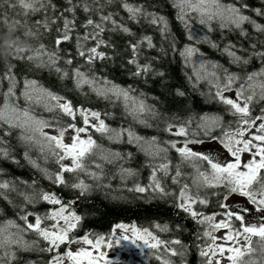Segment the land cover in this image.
Segmentation results:
<instances>
[{"label":"snow or ice","instance_id":"snow-or-ice-1","mask_svg":"<svg viewBox=\"0 0 264 264\" xmlns=\"http://www.w3.org/2000/svg\"><path fill=\"white\" fill-rule=\"evenodd\" d=\"M67 2L72 7L65 9V11L74 13L76 5H73V0H67ZM95 2L100 8L99 19L96 20L91 17L86 19L82 25L85 32L82 36L77 37L76 43L78 55L90 66L94 65L97 60L111 59L105 51L101 50V48L113 47L111 43L103 39L105 31H120L129 36L133 35L127 25L114 18L113 13H103V5L100 4V0H95ZM107 2L111 3L112 0H107ZM4 5L12 10L19 8L18 14L25 18L42 10L47 11L48 8L55 11L52 0H0V7ZM121 6L128 13L129 20L138 23L143 18L147 23L158 26L162 34L168 32V23L165 17L147 11L142 5H131L127 0H121ZM174 6L179 9L177 19L185 23L186 27L189 15L195 13L200 17L199 23L202 25L218 20L221 28L239 29L241 35H247L243 29L245 24H252L256 31L264 32V25L257 24L250 16L244 14L243 10L248 7L246 3L237 6L235 4L223 5L221 0H176ZM83 10L85 13H89L92 8L85 2ZM253 11L257 16H264V9L256 8ZM61 18L63 19V26L55 28L58 35L55 38L53 49L50 50L43 43L33 47L27 42H21L20 36L17 35V39L9 48L11 58L33 62L37 67H53L57 73H62L63 77H67L69 73L58 67L57 63L61 59L59 55L60 46L72 39V32L76 28L75 19H69L62 15L52 19L45 16L43 20H36L32 26H29L27 19L23 22L19 20V22L24 29L23 36L35 38L40 34L41 29L44 32H51L52 26L56 25ZM8 21L7 14H3L0 22L7 24ZM15 22L16 20H13V23ZM108 25H111L110 29ZM209 30L211 31V27ZM187 39L190 43L184 45L179 54L184 58L186 64L195 65L194 57L200 54L197 45L207 42V39L201 40L191 30H189ZM88 41L93 42L92 46H86ZM145 45L148 48L155 47L151 36L146 35L134 42H129L128 47L131 50V55L127 59V64L134 66V71L131 72L134 77H140L152 71L151 63H140L139 60L140 50ZM212 47H217V45L213 43ZM234 49L235 45L232 44L224 47V51L232 58L233 63L247 65L249 61L237 55ZM172 50H177L175 43L172 44ZM255 55L264 57V52H257ZM64 63L72 65L73 60L66 59ZM14 67L15 65L7 63L6 71L0 77L8 81L7 91L3 93L5 104L3 108H0V124L6 125L8 129H21V140L27 143H39L42 150L47 148L59 165L58 171L48 175L53 183L65 185L64 173L75 172H85L93 180H100L103 177V164L95 162L96 158L109 164L125 159L119 152L103 149L89 134V129H93L95 132L107 136L113 142H120L126 134L128 143L135 144L146 156L151 158L148 164L151 168L149 183L147 185L135 184L133 188L129 189L130 191L137 193L152 192L161 197L169 196L171 193L167 191L163 177H170L174 184H179L183 176L179 164L175 166L174 175H170L171 162L168 160L167 153L169 148L175 149L181 158V163L191 164L195 170L191 185L183 183L180 187L175 206L188 213L193 220L208 225L203 236L210 243L205 244L200 251V256L204 258L205 264H222L224 258L229 261V264H264V108L260 109V115L253 116L252 114L254 102L264 101V68L247 73L245 77L224 70L223 78L217 73L219 65L200 61L198 69L194 68L193 75L196 82L208 80L215 89L216 99L226 105L230 114L236 117V127L230 131H225L223 137L211 136L212 131L221 125L223 119L221 116L202 115L199 117L200 122L197 127L210 139L219 140L223 148L233 158L230 161L222 162L212 153L197 152L189 147L193 143H203L202 140L186 138L180 147H177L179 141H166L164 143L167 146H161L156 137L145 139L136 135L131 129H113L101 118L100 112L83 107L75 108L72 102L65 97L40 87L35 80L25 79L20 95L25 98L27 103L43 104L47 111L62 113L72 120H75L77 115L82 118L83 126L78 127L75 123H69L67 127H58L57 135H49L43 129L53 127L52 124L34 117L27 108L20 109L14 104H9L10 99L16 96L17 78L13 73ZM72 74L77 82V87L87 84L96 92L98 97L122 100L127 114L139 123L149 126L144 117L146 115L153 117L158 115L154 106L145 103L142 98L143 94L135 95V90L131 87L122 88L106 77H99L95 73L86 74L79 67L74 68ZM157 74L164 75L162 72ZM238 80L244 82L235 90V98L226 96L225 93L232 91V85ZM177 95L184 96L185 93L177 90ZM68 130L73 132L71 143L64 142L65 132ZM164 131L178 137H188L189 135L185 124L167 123ZM9 134L11 133H4V135ZM244 153L249 155L247 161L242 159ZM25 156L27 157V153ZM128 156L130 157L131 154L129 153ZM0 157L8 158V150L0 147ZM66 159L70 160L71 163L64 164L63 161ZM157 159L160 161L159 163H155ZM89 160L93 161L94 167L98 171L89 170ZM33 163L35 164V162ZM202 165H206V167L202 169ZM120 172L122 177L136 175L133 169L122 166ZM161 173L163 177L158 175ZM71 187L79 190L80 195H84L90 190L91 185L86 184L83 180H78V182L71 184ZM221 188L224 189V192L218 206L223 210L222 213L204 215L195 209V205L206 206L209 203L207 195L202 194L201 189ZM0 190H2L0 195L6 196L8 191H16V188L8 181H3L0 182ZM212 194L221 195L219 192ZM233 194L246 198L247 205L252 207L232 208L227 201ZM20 195L23 196L27 204L44 201L58 207H53L43 216L21 209L23 214L20 219L24 221V227L21 228L14 222H8L11 228L16 229L15 233H10L7 229L0 227V264H14L17 259L16 250L29 251L37 247L36 241L29 243L23 239V233L29 230L46 242L47 247L41 248L40 251L55 252L48 264H101V261L103 264H113L107 259V254L100 251L101 245L105 243L106 239L110 240L111 237L106 238L103 235H97L92 238L90 233H86L82 237L71 235L79 228L82 217L70 210V204H65L53 192L33 191L31 194L20 193ZM253 213L259 214L258 219L254 222L248 219ZM217 215H222L224 218L217 221ZM30 216H34V222L29 221ZM156 227L160 228L161 231L168 230L166 225L163 227L156 225ZM129 228L135 237L131 239V243L136 244L139 240L142 241L143 245L157 251L163 247L164 252L170 256L183 255L180 250L170 246L181 245V240H161L148 228L140 229L135 224L131 226L115 225L113 236L117 229L127 232ZM220 230H224V235L217 237L214 233ZM129 239L127 235H123L116 240V243L119 244L120 240L127 241ZM74 243H82L88 245L89 248L81 247L73 251L70 245ZM62 245L68 247L61 254L59 249ZM107 247H112V244L109 242ZM97 252L99 255H96ZM156 258L161 260L162 264H172L171 260L162 259L159 255Z\"/></svg>","mask_w":264,"mask_h":264},{"label":"trees","instance_id":"trees-1","mask_svg":"<svg viewBox=\"0 0 264 264\" xmlns=\"http://www.w3.org/2000/svg\"><path fill=\"white\" fill-rule=\"evenodd\" d=\"M87 2L92 11L85 13L83 4ZM134 6H143L149 12L165 17L168 23V32L162 34L158 26L147 23L143 18L140 22H134L128 19V13L121 6V0H100L103 5V13L111 12L118 22L127 25L133 35L129 36L120 31H105L103 39L113 45L111 48H101L111 59L104 61L97 60L94 65H87L83 58L77 53V37L82 36L85 29L82 27L87 18L91 17L98 20L100 8L95 0H73L76 5L74 13L66 12L65 9L72 7L67 0H52L55 5V11L48 8L47 11H40L30 14L27 18L19 15L20 9L12 10L7 5L0 7V19L3 14H7L9 21L7 24L0 22V45L5 41L13 43L20 36L21 42H27L33 47L40 43L45 44L50 50L55 47L54 41L58 33L56 27L63 26V19H59L56 25H53L51 32L40 30V34L35 37L23 36L24 29L20 26V21L27 19L29 26L35 24L36 20H43L45 16L49 19L53 17L67 16L69 19H75L76 28L72 32V39L62 43L59 55L61 59L57 66L69 75L63 77L62 73H57L53 67H37L33 62L27 60H16L9 57L7 60L0 58V77L6 71V64L15 65L13 73L17 78L16 96L12 97L9 104H14L20 109L27 108L31 115L38 119L48 121L53 127H67L69 123H75L78 127L83 126L82 118L77 115L75 120L59 112H49L43 104L27 103L25 98L20 95L23 90V82L35 80L37 84L53 93L65 97L71 101L75 108L83 107L101 113V118L113 129H131L136 135L145 139L156 137L161 146H167L166 141H179V144L187 139H198L204 142L212 141L197 127L199 117L202 115L221 116L222 122L216 127L211 136L223 137L225 131H230L236 127V117L232 116L228 107L220 103L215 97V89L208 80H201L198 83L193 75L194 67L191 63L186 64L179 51L184 45L190 43L187 39L189 34L186 27L177 19L178 10L174 6L176 0H127ZM223 5L235 4L239 6L246 3L248 7L244 9V14L250 16L257 24L264 25V16H257L253 9H264V0H221ZM13 20H16L13 23ZM195 23V22H194ZM200 29L201 40L207 39L197 45L200 54L197 55L199 61L209 64H216L218 75L223 78L224 70L231 73H237L245 77L247 73L259 71L264 68V57L255 55L257 52H264V32H258L252 24L243 25L247 35H241L239 29L221 28L218 20H213L209 24L195 23ZM211 27V31L209 30ZM111 28V25H108ZM151 36L154 48H148L146 45L140 50V63H151L152 71L140 77H134L131 72L134 66L127 64V59L131 55L128 47L130 41H135L143 36ZM92 41H88L86 46H92ZM175 43L176 51L172 50V44ZM217 47H212V44ZM228 44L235 45L237 55L247 59L249 63L236 64L232 58L224 51ZM255 45V47H253ZM66 59H72L73 64L64 63ZM79 67L86 74L95 73L99 77H106L112 83L122 88H133L134 94L142 98L145 103L154 106L158 115L153 117L146 115L147 125L134 120L125 111L123 101L115 98L104 99L98 97L87 84L77 87V82L72 74L74 68ZM164 73L163 76L157 73ZM191 77V79H190ZM244 82L238 80L232 85L235 91L240 84ZM8 81L0 78V108L4 107L5 98L3 93L7 91ZM177 90L185 93L184 96L177 95ZM264 108V101H256L252 107L253 116L260 115V109ZM167 123L176 125L185 124L188 129V137L174 136L164 131ZM21 129H8L6 125L0 124V147L8 150L9 157H0V182L8 181L14 185L16 191H8L6 196L0 195V227L7 229L10 233H15L16 229L11 228L9 221L24 227V221L20 219L23 214L21 209L34 214L45 215L54 206L44 201H37L35 204L25 203L20 193L31 194L33 191H47L55 193L65 204H70L71 211H75L82 217L79 228L71 235L73 237H82L90 233L92 238L97 235H103L106 238L111 237L113 229L117 224L133 225L137 228H148L161 240L171 241L179 239L181 245H170L180 250L183 255L170 256L164 252L163 247L157 251L151 248H145L135 254L121 253L119 259L126 264H162L157 255L162 259L171 260L172 264H205L204 258L200 256V251L205 244L210 241L203 236L207 224L199 223L193 220L188 213L178 209L175 205L179 197V189L183 183L191 185L192 177L195 176V170L188 163H181V158L175 149L169 148L167 153L168 160L171 162L170 175H174L175 166L180 165L183 176L179 184H174L170 177H163V183L171 195L161 197L159 194L146 192L137 193L130 191L135 184L147 185L151 168L148 166L150 157L146 156L135 144L127 142V135L121 138L120 142H113L107 136L89 129V134L105 150L119 152L125 159L115 163H106L98 158L95 162L103 164V177L100 180H93L85 172L64 173L65 185L53 183L48 175L59 170V165L55 158L45 147L41 149L39 143H27L21 140ZM175 131V129H173ZM10 132L9 135H4ZM194 144V143H193ZM196 144V143H195ZM27 153V157L25 156ZM131 154L129 157L128 154ZM35 162V164L33 163ZM157 159L155 163H159ZM130 168L136 172L135 176L122 177L120 168ZM90 171H98L94 167L93 161H88ZM206 167V165H202ZM44 170H47L46 172ZM83 180L91 185L90 190L80 195L79 190L73 189L71 184ZM194 190V189H193ZM2 191V190H0ZM213 192L221 193L220 196L213 195ZM224 189H201L202 194H206L209 203L205 205H195V209L204 215L213 213H222L219 208V202L222 200ZM34 217V216H30ZM48 223V222H46ZM156 225L167 226V231H161ZM23 239L31 243L37 242L34 250L24 251L16 250L17 259L14 264H48L55 252L40 251L47 247L46 242L41 240L32 231H25ZM105 243L101 245L104 250ZM68 246H61V254L67 250Z\"/></svg>","mask_w":264,"mask_h":264},{"label":"rangeland","instance_id":"rangeland-1","mask_svg":"<svg viewBox=\"0 0 264 264\" xmlns=\"http://www.w3.org/2000/svg\"><path fill=\"white\" fill-rule=\"evenodd\" d=\"M178 12L179 9L177 8ZM199 19L200 17L195 14V13H191L188 17L187 20V27H188V31L191 30L192 33H194L197 37L201 38V36L199 35L200 29L197 28V26L195 25V23H199ZM195 22V23H194ZM185 25V23H183ZM202 25V24H201ZM186 26V25H185ZM194 61H195V65L192 64L194 67H196V69H198L199 67V59L198 57H194ZM226 96H229L231 98H235V91L232 90L230 92H226L225 93ZM93 123H95V121H92ZM259 123V122H258ZM44 132L48 133L49 135H57V129H50V128H44L43 129ZM73 135V132L71 130H68L67 132H65V137H64V142L65 143H71V137ZM81 136H84V134H81ZM247 138V137H245ZM182 146V144L177 145V147ZM190 148H192L194 151L197 152H204V153H212L213 155L216 156V158L222 162H227L232 160L233 158L228 154V152L226 151V149L223 148V146L220 144L219 140H212V141H208V142H204V143H194V144H190L189 145ZM242 159L244 161H247L249 159V155L247 153L242 154ZM64 164H70L71 161L70 160H64L63 161ZM227 203L232 207V208H243L245 206L247 207H252L251 205H247V201L246 198L241 197L239 195L233 194L229 197ZM259 217V214L257 213H253L252 215H250L248 217V219L252 220L253 222L255 220H257ZM224 217L222 215H217L216 216V220L219 221L221 219H223ZM29 221L34 222V217H29ZM217 237H222L224 235V230H220L218 232L214 233ZM123 235H127L130 239L125 241V240H120L119 244L116 243V240L119 239V237L123 236ZM134 234L132 233L131 229L129 228V230L127 232L117 229L115 231V235L113 236V232L111 235V239L107 241V243L105 244L104 250H101L102 252L107 254V259L112 261L113 264H126L124 262H122L119 257L121 253H126V254H137L139 252H141L143 249L148 248L147 246L143 245L142 241H137L136 244L131 243V239H134ZM112 244V247H107L108 243ZM220 242V241H218ZM139 245V246H137ZM71 250L75 251L78 248L84 247V248H89L88 245H84L82 243H74L72 245H70ZM96 255H99V252L96 253ZM101 264H103V261H101ZM222 264H229V261L224 258L222 260Z\"/></svg>","mask_w":264,"mask_h":264},{"label":"clouds","instance_id":"clouds-1","mask_svg":"<svg viewBox=\"0 0 264 264\" xmlns=\"http://www.w3.org/2000/svg\"><path fill=\"white\" fill-rule=\"evenodd\" d=\"M11 45L12 44L9 41H5L3 45H0V58L7 60L9 57H11V52L9 51Z\"/></svg>","mask_w":264,"mask_h":264}]
</instances>
